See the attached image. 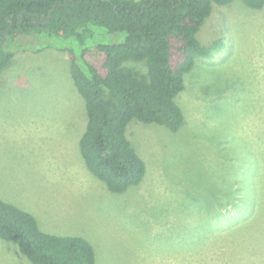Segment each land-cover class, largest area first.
Masks as SVG:
<instances>
[{"label": "rangeland", "instance_id": "1", "mask_svg": "<svg viewBox=\"0 0 264 264\" xmlns=\"http://www.w3.org/2000/svg\"><path fill=\"white\" fill-rule=\"evenodd\" d=\"M196 36L203 44L221 38L222 47L184 74L177 131L128 122L145 173L120 193L80 156L86 111L67 46L40 34L9 38L12 58L0 71V197L32 213L44 232L87 238L95 264L262 258L264 5L213 4ZM0 264L31 263L0 238Z\"/></svg>", "mask_w": 264, "mask_h": 264}, {"label": "trees", "instance_id": "2", "mask_svg": "<svg viewBox=\"0 0 264 264\" xmlns=\"http://www.w3.org/2000/svg\"><path fill=\"white\" fill-rule=\"evenodd\" d=\"M232 1L0 0V71L12 58L5 43L17 33L65 44L70 76L86 111L77 142L80 156L109 191L124 192L145 173L144 160L127 136L128 122L171 131L182 126L175 98L184 89V74L223 44L221 38L203 44L196 34L213 4ZM242 1L252 9L264 5V0ZM0 238L16 243L31 264H95L87 238L44 232L32 213L1 197Z\"/></svg>", "mask_w": 264, "mask_h": 264}, {"label": "crops", "instance_id": "3", "mask_svg": "<svg viewBox=\"0 0 264 264\" xmlns=\"http://www.w3.org/2000/svg\"><path fill=\"white\" fill-rule=\"evenodd\" d=\"M259 247H261L260 252L264 253V245L259 246ZM241 256H243V254H241ZM263 258H264V255L262 256V258H256V257H253V254H252V257L241 258L240 259V264H264V259Z\"/></svg>", "mask_w": 264, "mask_h": 264}]
</instances>
